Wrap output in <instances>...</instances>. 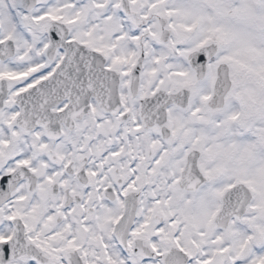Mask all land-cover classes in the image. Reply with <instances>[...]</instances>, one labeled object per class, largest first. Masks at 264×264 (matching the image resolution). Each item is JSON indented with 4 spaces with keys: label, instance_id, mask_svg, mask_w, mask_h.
<instances>
[{
    "label": "snow or ice",
    "instance_id": "6c2138e0",
    "mask_svg": "<svg viewBox=\"0 0 264 264\" xmlns=\"http://www.w3.org/2000/svg\"><path fill=\"white\" fill-rule=\"evenodd\" d=\"M0 264H264V0H0Z\"/></svg>",
    "mask_w": 264,
    "mask_h": 264
}]
</instances>
